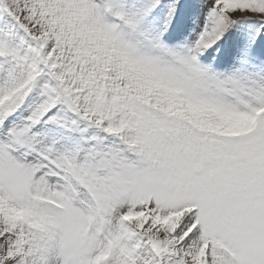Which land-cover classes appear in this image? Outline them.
I'll return each instance as SVG.
<instances>
[{
	"label": "snow or ice",
	"instance_id": "6c2138e0",
	"mask_svg": "<svg viewBox=\"0 0 264 264\" xmlns=\"http://www.w3.org/2000/svg\"><path fill=\"white\" fill-rule=\"evenodd\" d=\"M0 264H264V0H0Z\"/></svg>",
	"mask_w": 264,
	"mask_h": 264
}]
</instances>
